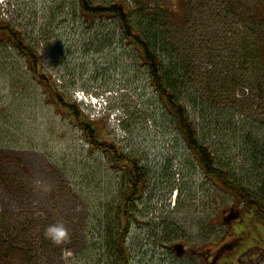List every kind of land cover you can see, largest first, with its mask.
<instances>
[{
	"label": "rangeland",
	"instance_id": "374dc122",
	"mask_svg": "<svg viewBox=\"0 0 264 264\" xmlns=\"http://www.w3.org/2000/svg\"><path fill=\"white\" fill-rule=\"evenodd\" d=\"M5 1L2 18L36 47L43 71L62 80L69 99L77 88L131 95L115 98L112 109L123 108L129 135L120 149L148 174L128 237L132 264H209L177 256V242L212 254L211 264L223 263L241 238L233 237L239 223L224 221L223 213L241 204L197 167L118 24L109 19L88 27L73 0ZM138 2L166 7L165 43L176 62L179 51L190 81L180 99L216 165L264 197V42L255 38L264 11L255 0ZM98 122L109 131L106 120ZM128 184L127 172L92 151L49 102L18 51L0 42V264H117L108 242ZM58 221L69 234L59 245L45 235Z\"/></svg>",
	"mask_w": 264,
	"mask_h": 264
},
{
	"label": "trees",
	"instance_id": "16d2710c",
	"mask_svg": "<svg viewBox=\"0 0 264 264\" xmlns=\"http://www.w3.org/2000/svg\"><path fill=\"white\" fill-rule=\"evenodd\" d=\"M73 1L77 2L79 7L76 15H79L88 27H95L97 23H104L109 19L118 24L122 39L133 47L139 65L146 70L150 86L174 120L176 130L181 135L197 167L205 177L219 183L237 200L240 199L246 202L247 206L252 207L249 212L253 217L264 221V198L259 203L255 193L248 187L232 181L227 172L216 165L213 153L199 137L188 107L180 99L181 87L187 86L190 81L184 79L187 76L185 74L187 66L181 65L178 57L179 51H177L176 62L174 53L170 52L165 43L168 39L165 35L163 36L161 19L163 13L167 11L166 7L157 5L159 9L152 10L146 2L139 3L138 0H134L136 4L130 0H118L106 5L94 4L92 0ZM142 18L144 20H141ZM0 42L10 44L25 59L32 79L43 88V92L55 109L63 116H67L70 123L82 131L91 150L107 154L112 166L127 172L129 184L119 202L117 229L116 232H112V239L108 243L111 245L117 264H132L128 237L135 219L134 211L138 209L147 188L148 174L145 167L139 159L122 151L119 143L108 138L105 124L101 125L98 121L89 120L81 111L80 106L69 99L65 91L60 90V85L54 80L53 75L43 71L42 57L36 47L27 43L23 34L11 23L3 20L1 16ZM159 46H161L160 49ZM159 50L171 54L163 57ZM69 76L71 81L75 79L74 74ZM177 76L182 77V80H179ZM71 86H75V83L71 82ZM191 100L197 103L195 92L191 93ZM259 204L260 208H256Z\"/></svg>",
	"mask_w": 264,
	"mask_h": 264
},
{
	"label": "flooded vegetation",
	"instance_id": "af4514ba",
	"mask_svg": "<svg viewBox=\"0 0 264 264\" xmlns=\"http://www.w3.org/2000/svg\"><path fill=\"white\" fill-rule=\"evenodd\" d=\"M254 3L257 9L264 11V0H255ZM259 19L260 22L258 24L260 29L259 32L255 34V38L260 42H264V16L260 15ZM242 40L245 41V38L243 37ZM256 197L258 198L259 203L260 200L264 198L260 194H256ZM237 201L241 204L240 209L232 207L225 210L223 214L224 220L226 222H229L233 225L239 223V226H235L236 232H234L233 237H238V239L240 237L241 238L239 241L232 243L230 246L228 245L229 248L232 249L231 252H233V254H231V252L227 254V256H225L224 262L221 264H262V259L264 257V221L261 220V218L257 219L256 217L252 216V214L249 212V210H252V207L247 206L246 202H243L240 199ZM257 207L260 208V204L256 205V208ZM246 217H248L247 220ZM173 250L175 251L176 255L180 257H197L200 263H202L203 259H205L209 264H211L214 260L212 254L205 256L203 254L204 251H200L201 248H198V250L193 249L189 252L186 249L185 244L178 242L177 245L173 246Z\"/></svg>",
	"mask_w": 264,
	"mask_h": 264
},
{
	"label": "built area",
	"instance_id": "2783aa9c",
	"mask_svg": "<svg viewBox=\"0 0 264 264\" xmlns=\"http://www.w3.org/2000/svg\"><path fill=\"white\" fill-rule=\"evenodd\" d=\"M3 3L4 0H0V6ZM119 94L120 92L118 91H110L97 96L84 91H77L74 98L82 104V110L91 120H97L103 116H109V122L114 126L116 133L122 134L119 120L120 112L109 110L110 98L116 97Z\"/></svg>",
	"mask_w": 264,
	"mask_h": 264
},
{
	"label": "clouds",
	"instance_id": "9594fccd",
	"mask_svg": "<svg viewBox=\"0 0 264 264\" xmlns=\"http://www.w3.org/2000/svg\"><path fill=\"white\" fill-rule=\"evenodd\" d=\"M45 235L57 245L63 243L69 238L68 230L63 221H58L56 224L50 225L46 229Z\"/></svg>",
	"mask_w": 264,
	"mask_h": 264
}]
</instances>
